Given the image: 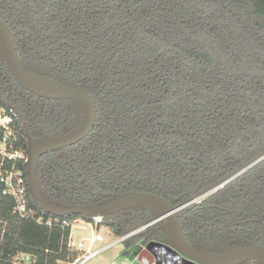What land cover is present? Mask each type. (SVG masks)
<instances>
[{
    "label": "trees",
    "instance_id": "1",
    "mask_svg": "<svg viewBox=\"0 0 264 264\" xmlns=\"http://www.w3.org/2000/svg\"><path fill=\"white\" fill-rule=\"evenodd\" d=\"M0 18L23 67L95 102L88 136L35 162L46 201L98 206L146 192L178 205L211 191L180 213L186 242L212 253L264 248V0H0ZM0 104L32 142L75 126L71 100L24 90L1 57ZM21 123L16 142L27 151ZM28 200L56 223L20 219L3 201L0 264L16 250L54 264L69 234L61 221L90 218L52 216ZM154 217L139 206L102 224L121 237ZM143 232L123 241V256L141 236L166 241L160 222Z\"/></svg>",
    "mask_w": 264,
    "mask_h": 264
},
{
    "label": "water",
    "instance_id": "2",
    "mask_svg": "<svg viewBox=\"0 0 264 264\" xmlns=\"http://www.w3.org/2000/svg\"><path fill=\"white\" fill-rule=\"evenodd\" d=\"M0 57L3 59L8 71L17 83L29 93L51 100H71L76 108V114L81 117L78 126L56 137L32 142L28 132L19 117L24 135L27 139L26 182L29 197L33 204L41 211L56 217L64 216H100L103 221L117 213L146 206L150 208L155 217L162 218L161 228L165 229L166 245L184 257L190 264H242L248 261H257L264 264V248L260 245H246L233 247L222 253H212L192 248L185 240L178 214L183 206H173L172 198L167 199L146 192H135L104 205H85L77 207H58L44 199L38 190L35 178L36 160L49 152L60 150L73 145L91 132L95 118V102L87 91L76 89L51 80L42 74L23 67L19 61L10 30L0 18ZM14 113L11 106H8ZM222 184L219 186L221 187ZM152 220V221H153ZM153 243H149V246Z\"/></svg>",
    "mask_w": 264,
    "mask_h": 264
},
{
    "label": "built area",
    "instance_id": "3",
    "mask_svg": "<svg viewBox=\"0 0 264 264\" xmlns=\"http://www.w3.org/2000/svg\"><path fill=\"white\" fill-rule=\"evenodd\" d=\"M17 119L8 105L0 104V205L3 201L11 204V212L20 219H30L39 225L51 227L56 221L51 217H44L30 205L28 200V190L26 182L27 151L19 147L15 137V120ZM163 222L162 218L151 221L144 225L145 229L152 224ZM103 219L100 216L90 217L89 220L76 218L72 220H62V227L69 228L67 238L61 237L57 254H64V258L57 260L54 264H85L96 257L100 252L110 247L122 244L123 241L135 232H130L121 237H114L107 227L103 226ZM90 230L87 236L76 239L74 231L85 232ZM3 234H1V237ZM113 239L105 243L103 237ZM149 243H153L149 246ZM138 250L132 258L128 256L119 257L106 264H166L165 254L160 251V255L154 247L162 249L156 242L139 244ZM46 253L48 250L45 251ZM4 263L7 264H49L46 257H41L36 253L16 250L7 255Z\"/></svg>",
    "mask_w": 264,
    "mask_h": 264
},
{
    "label": "rangeland",
    "instance_id": "4",
    "mask_svg": "<svg viewBox=\"0 0 264 264\" xmlns=\"http://www.w3.org/2000/svg\"><path fill=\"white\" fill-rule=\"evenodd\" d=\"M211 192V191H209ZM209 192H207L206 194H208ZM204 194V195H206ZM144 226L134 230L133 232H135L134 235H138V234H143L144 229H142ZM90 233V230L88 229L85 232H80V231H74V237L76 239L80 238L81 236H87ZM146 235L141 236L140 238H138L137 243L140 244H147L148 242L146 241ZM104 242L107 244L110 241H112L113 239H110L109 237L104 236L103 237ZM142 241V242H141ZM123 246L122 244H118L116 246L110 247L106 250H103L102 252H100L96 257H94L93 259L89 260L87 263L85 264H106L114 259H117L119 257H123ZM128 256V255H127ZM129 258H132L133 255L128 256Z\"/></svg>",
    "mask_w": 264,
    "mask_h": 264
},
{
    "label": "flooded vegetation",
    "instance_id": "5",
    "mask_svg": "<svg viewBox=\"0 0 264 264\" xmlns=\"http://www.w3.org/2000/svg\"><path fill=\"white\" fill-rule=\"evenodd\" d=\"M75 126H78L81 122V117L78 116L76 113H75ZM205 195H202L198 198H195V199H192L184 204H178V205H173V206H181V205H185L182 207V209L179 210L178 214H180L183 210L187 209V208H190V207H193L195 204L198 203L199 199H201L202 197H204ZM161 223V222H160ZM157 244H159L160 246H162V248H164L165 250H167L168 252L174 254L177 256V261L179 264H190L184 257H182L179 253H177L176 251H174L172 248H170L169 246L166 245V241L165 242H161V241H156Z\"/></svg>",
    "mask_w": 264,
    "mask_h": 264
},
{
    "label": "bare ground",
    "instance_id": "6",
    "mask_svg": "<svg viewBox=\"0 0 264 264\" xmlns=\"http://www.w3.org/2000/svg\"><path fill=\"white\" fill-rule=\"evenodd\" d=\"M154 250L157 252V255H160V251L162 250V252L165 254L166 257V264H179L177 261V256L168 252L167 250H165L164 248L159 249L154 247Z\"/></svg>",
    "mask_w": 264,
    "mask_h": 264
}]
</instances>
